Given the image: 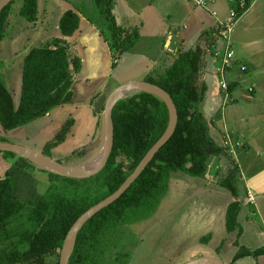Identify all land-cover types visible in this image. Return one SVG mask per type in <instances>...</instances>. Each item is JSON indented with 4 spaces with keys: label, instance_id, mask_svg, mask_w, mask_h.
Listing matches in <instances>:
<instances>
[{
    "label": "crops",
    "instance_id": "obj_1",
    "mask_svg": "<svg viewBox=\"0 0 264 264\" xmlns=\"http://www.w3.org/2000/svg\"><path fill=\"white\" fill-rule=\"evenodd\" d=\"M111 3V15L116 25L136 34L119 61H126V52L133 54L131 64L119 70L117 76L113 72L119 62L112 66L114 31L106 15L95 8L94 0H37L38 16L34 22L21 18L18 5L15 11H10L5 36L0 40L1 55L14 58L13 62L16 57L23 61L35 42L45 44L61 37L58 19L66 9L73 8L80 16L79 26L66 41L79 55L81 64L71 85L73 94L68 102L26 125L10 129L9 133L0 125V140L42 151L44 144L71 117L74 123L66 139L51 148L49 155L58 160L62 156L59 148L68 139L74 141L73 155L80 150L73 165L86 164L98 149L97 154L100 152L103 104L113 87L134 80L130 78L134 75L141 77L136 80H144V76L162 71L179 52L207 38L202 43L194 84L202 92L198 107L206 118L209 135L223 147V152L210 158L207 172L204 177H197L199 180L178 178L184 183L182 187L165 191L153 213L157 214L164 206L166 213H172L174 208L182 206V211L174 212L179 214L186 210L188 202L191 203L188 211L196 210L192 208L196 205L191 197L193 193L203 194L201 202L204 207L198 212L199 216L183 219L184 223L175 229L167 226L170 230L160 235L157 245L169 264L190 249L192 253L184 261L212 256L225 264H233L238 246L249 249L264 246V0H249L248 8L237 17L235 0H112ZM232 10L236 18L231 17ZM228 25L226 34H219ZM203 33L210 36H203ZM228 49L232 56L225 65L223 55ZM16 67H20L16 97L6 87L15 107L20 99L22 64ZM110 83L112 87H109ZM230 147L232 153H229ZM234 166L236 198L219 184ZM6 169L14 182V194L27 204H35L40 197L37 187L47 176L45 171L23 173L24 168L10 166L0 153V174ZM17 172H21L18 180ZM173 182H177L176 177ZM235 200L240 203L237 216L239 236L238 228L228 232L225 224L227 207ZM172 221L179 223L181 220L174 216ZM128 226L137 231L138 240L145 235L132 223ZM205 236L208 240L202 242ZM250 257L256 264H264V254Z\"/></svg>",
    "mask_w": 264,
    "mask_h": 264
},
{
    "label": "trees",
    "instance_id": "obj_2",
    "mask_svg": "<svg viewBox=\"0 0 264 264\" xmlns=\"http://www.w3.org/2000/svg\"><path fill=\"white\" fill-rule=\"evenodd\" d=\"M11 0L0 11V40L11 11ZM19 14L34 22L38 16L37 0H19ZM112 0H94L96 8L110 20L114 31L113 56L122 54L132 44L136 34L116 25L111 15ZM236 17L249 6V0H235ZM234 17V18H236ZM80 16L66 9L58 19L61 37L31 47L22 61L21 90L15 107L11 93L0 75V125L7 130L26 125L49 113L72 97L71 85L80 69L79 55L66 41L79 26ZM118 34V37L116 36ZM208 34L203 33V36ZM207 38H203L205 41ZM179 52L173 62L160 72L148 74L144 80L166 90L177 111V123L169 139L158 149L149 163L129 187L113 202L96 212L78 230L68 264H126L131 251L108 255L115 235L129 224L154 212L168 184L169 173L183 171L204 177L212 156L223 152L208 132V124L198 105L202 92L194 84L199 71L202 43ZM73 52V54H72ZM115 64L112 62V66ZM169 120L165 103L156 95L138 91L117 100L112 109L113 145L104 167L86 178H71L45 171L50 185L31 205L13 192L14 182L6 169L0 174V264H58L59 251L68 229L90 206L115 191L133 171L140 159L165 131ZM68 117L42 150L63 142L73 125ZM10 166L36 168L26 158L10 151H0ZM38 171L42 169L36 168ZM68 180L72 193H60L54 180ZM236 168L219 180V184L237 196ZM238 201L226 210L228 232L240 227ZM142 216V217H141ZM208 236L201 239L206 242ZM238 245V242L235 241ZM106 254V255H105ZM264 254V246L249 249L238 246L232 261L244 256ZM54 258L52 263L49 258Z\"/></svg>",
    "mask_w": 264,
    "mask_h": 264
},
{
    "label": "rangeland",
    "instance_id": "obj_3",
    "mask_svg": "<svg viewBox=\"0 0 264 264\" xmlns=\"http://www.w3.org/2000/svg\"><path fill=\"white\" fill-rule=\"evenodd\" d=\"M17 5H18V7L20 6L19 0H15L11 4V6H12L11 10L15 11V8L17 7ZM92 9H94L93 3H92ZM21 18L23 19L22 16H21ZM31 24H33V23H31ZM37 40H40V38L39 39L37 38ZM40 44H44V42L43 41L42 42H35L34 44H32V46H36V45H40ZM141 48L144 49V52H147V50L145 48H143V47H141ZM233 48L235 51L234 45H233ZM132 55L133 54L125 52L126 61L119 62V66L117 68H115V71L113 72L114 76H117V74L120 72L119 70H124L125 68H127L131 64V60L133 58ZM115 57H116V55L113 56V54H112V60ZM15 60L16 61L13 62L14 58L13 59L12 58H6L4 56V54L3 55L0 54L1 78L4 82V84L6 85V87L12 93V95H14L16 97V91H17V85L16 84H17V81L19 79L18 76L20 74V72H19L20 67L17 68L16 65H21L22 59H21V57L20 58L16 57ZM165 64H168V62ZM116 65L117 64H115L114 66H116ZM119 67H120V69H118ZM130 78H132L134 80L141 79V77L138 75H134ZM143 78H145V76ZM112 86L113 85H111V83H110L109 87H112ZM4 131L6 132L8 130H4ZM10 131L11 130H9L7 133H9ZM3 134H5V133H3ZM65 143L66 144H64V146H60V148H59L62 156H59L58 161H60L61 163H64V164L73 165L72 162H75L76 160H78L77 156H78V154H80V150L79 151L76 150L74 155H73L72 147H74V145H73L74 141L72 143V142H69L67 139ZM97 151L94 153L95 155L91 159H88L87 162H91L92 160L95 159V157L97 155ZM46 152L48 154L50 153V151H48V150H46ZM229 153H232L230 151V149H229ZM80 161H81V159H80ZM36 168H38V167H36ZM36 168H34V169L33 168L22 169V171H23V173H27V174H28V172L30 174H32V173L35 174L36 173L35 171L40 173L41 171L36 170ZM39 169H41V168H39ZM43 171H45V170H43ZM17 173L18 174L16 176V180H18V175L21 172H17ZM42 173H44V172H42ZM45 174H47V173L45 172ZM173 176H175L177 178V182H175V183L173 182V179L175 178ZM46 178H48V176H46ZM46 178L44 181H41L37 187V190H38L37 193L39 196H41L46 191L47 187L50 185L49 184L50 180H48V179L46 180ZM178 178H180L181 180L183 179V181L184 180H194V179L199 180L200 179L197 177H193L187 173H184L183 171H172L169 173V177H168V181H167L168 182V186H167L168 188L166 187L165 191L168 192V189H171V191H175L177 188H181L184 183L179 181ZM54 182L58 185L57 189L60 193H65V194L72 193V188L69 187V185H71V184L68 183V180L59 178L58 181L54 180ZM235 187H236V185H235ZM172 196H175V195H172ZM172 196H171V198H172ZM176 196H178V195L176 194ZM176 196H175V198L178 199V197H176ZM203 196L204 195L201 193H193V195L191 197V201L194 202L196 206L192 207V208H194L196 210L188 211L191 207V203H189V202H188V207L186 208V210H184L183 212H181L179 214H175L174 212L182 211V209H183L182 206L174 208L173 209L174 212H172V213H169L171 211H168V213H166V208L164 206L163 208L161 207V210L157 214L151 213L149 215L150 217L146 216L145 218H141L140 220L133 222L132 225L136 230L138 229L140 231L142 230L143 232H145V235L141 236V240L137 239L138 238V236L136 235L137 231H135V230L133 231V229L130 226H126L124 228V230H122L120 233H117L115 235V240H114L115 243L113 245V248L108 253V255L113 257L114 255H117L121 251L126 250L128 252L131 251L130 257L132 256V258H131L129 264H165L167 262V260H166V257L160 252L159 245H157L158 244L157 240H159L161 238L160 235L164 234L163 232L166 233L168 230H170V229H167V226H171V227H173L171 229H175L177 226L184 223L183 219H185V218H187V219L197 218L199 216L198 212L200 211V209L202 207H204L202 205V202H201ZM234 197L236 198V196H234ZM29 200H32V199H29ZM235 201H237V200H235ZM174 216H177L181 221L179 223L173 222L172 219ZM146 218L148 220H146ZM145 224H147V225L145 226ZM136 241L138 244L137 246H136ZM191 251L192 250L190 249V250H185L184 252L180 253V255L178 256V259L175 260L174 262H171L170 264H182V263H184L185 262L184 260L189 256L190 253H192ZM53 261H54V258H52V257L49 258L50 263H52ZM166 264H169V262H167ZM228 264H230V263H228ZM233 264H256V263L254 261V258H252L250 256H246V257H242V258L236 260Z\"/></svg>",
    "mask_w": 264,
    "mask_h": 264
},
{
    "label": "water",
    "instance_id": "obj_4",
    "mask_svg": "<svg viewBox=\"0 0 264 264\" xmlns=\"http://www.w3.org/2000/svg\"><path fill=\"white\" fill-rule=\"evenodd\" d=\"M11 0H0V11L10 2ZM138 91L150 92L159 97L166 105L169 114V120L165 131L162 135L151 145L146 151L144 156L140 159L138 164L135 166L133 171L126 177L121 185L113 191L111 194L90 206L83 213H81L68 229L63 239L60 251L58 264H68V259L73 249L75 238L78 230L82 225L91 218L96 212L113 202L117 199L134 181V179L140 174L145 166L152 159L158 149L169 139L175 130L177 123V111L176 106L170 96V94L162 87L151 83L146 80H132L119 83L116 85L106 96L102 117L104 122L103 129V143L98 153L97 160L93 165L87 166L89 163L82 165H70L64 164L60 161L52 158L50 155L37 150L35 148L13 143L9 141L0 140V151H10L18 156L28 159L36 167L41 168L45 171L54 172L58 175L71 177V178H86L98 173L106 164L107 159L110 155L113 145V121H112V109L117 100L125 97L131 93ZM182 264H225L222 260L212 256H199L185 261Z\"/></svg>",
    "mask_w": 264,
    "mask_h": 264
},
{
    "label": "built area",
    "instance_id": "obj_5",
    "mask_svg": "<svg viewBox=\"0 0 264 264\" xmlns=\"http://www.w3.org/2000/svg\"><path fill=\"white\" fill-rule=\"evenodd\" d=\"M200 2V1H199ZM200 3H203V2H200ZM235 16V12L232 10L231 11V17H234ZM228 27H229V25L225 28V29H223V30H221L220 32H219V34H221L222 36L223 35H225L226 34V31L228 30ZM215 55H217L218 54V52H215L214 53ZM224 56V64L225 65H227V62H228V60L231 58V56H232V51H230L229 49L225 52V54L223 55ZM123 58V56L121 55V54H119V55H116V57L112 60V62L113 63H115V64H117L121 59ZM235 145H237L238 143H234ZM230 151L231 152H233V149L232 148H230Z\"/></svg>",
    "mask_w": 264,
    "mask_h": 264
},
{
    "label": "bare ground",
    "instance_id": "obj_6",
    "mask_svg": "<svg viewBox=\"0 0 264 264\" xmlns=\"http://www.w3.org/2000/svg\"><path fill=\"white\" fill-rule=\"evenodd\" d=\"M97 156H98V154H97ZM97 156H96V157H95V159H94V160H92V161H91V163H89L87 166L93 165V163H95V162H96V160H97Z\"/></svg>",
    "mask_w": 264,
    "mask_h": 264
}]
</instances>
